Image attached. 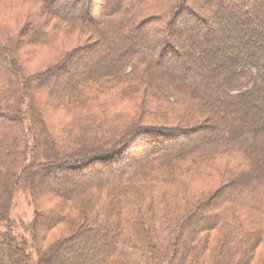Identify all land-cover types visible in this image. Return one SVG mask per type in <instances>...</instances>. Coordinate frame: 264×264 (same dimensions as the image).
I'll list each match as a JSON object with an SVG mask.
<instances>
[{
    "label": "trees",
    "instance_id": "16d2710c",
    "mask_svg": "<svg viewBox=\"0 0 264 264\" xmlns=\"http://www.w3.org/2000/svg\"><path fill=\"white\" fill-rule=\"evenodd\" d=\"M60 2L0 0L29 13L26 28L0 22V264H253L264 243V0H111L104 21L97 0H71V11ZM60 34L88 41L28 73L20 52ZM94 46L106 51L86 75L68 70ZM216 67L205 84L202 70ZM60 73L52 93L45 80ZM107 98L124 104L119 117L104 111ZM46 104L69 120L45 124ZM132 139L140 148L127 155ZM225 158L245 164L232 186L202 200L174 189ZM93 163L107 166L83 176ZM66 172L82 176L39 191ZM20 188L34 206L28 239L9 218Z\"/></svg>",
    "mask_w": 264,
    "mask_h": 264
},
{
    "label": "rangeland",
    "instance_id": "374dc122",
    "mask_svg": "<svg viewBox=\"0 0 264 264\" xmlns=\"http://www.w3.org/2000/svg\"><path fill=\"white\" fill-rule=\"evenodd\" d=\"M110 1L111 0H97L98 6L97 8H95L96 10L94 9V11L97 14V17L100 21H104L103 14L109 9L108 7L110 5ZM70 5H71V0H61V2L57 4L55 8L71 11L72 8L70 7ZM79 6H80V2L78 3V6L75 8V11L79 12ZM101 6H103L102 8L105 12L100 10L102 9L100 8ZM211 6L212 5H208L207 8L203 10V12L206 13L207 15H210L208 8H210ZM214 6L215 5H213V7ZM16 9H14L13 7V8H5L3 10H0V22H3L5 25H7L8 28L11 29H19L21 26L26 28L29 22V17H28L29 13L27 12L28 10L27 7H25V9L24 8L21 9V6H16ZM16 15H18V17ZM24 30L22 29V32H24ZM21 36H23V33ZM130 38H133V40L135 39V44H136L135 46L137 48L139 47L141 48V46H144L146 43L145 41L147 40L145 38H141L140 36L136 38V36L134 35H131ZM87 41L88 39H86L84 36L72 34L68 37L65 36V38H63V34H60L56 37V41H54L55 43H53L52 46H42L39 47L38 49H32V48L25 50L23 49L20 52L21 56H23L21 60L28 73H39L49 69L51 66H54L60 61H63L61 59L65 53H67L68 51L73 52L74 50L79 49ZM103 51L104 52L106 51L104 47L99 48L94 46L92 50L90 49L89 51L81 53L80 55L76 54L74 57H71V59L66 61L68 70L78 75H82V76L86 75L87 73L84 69L83 64L88 60L95 59ZM122 54L124 55L125 52H122ZM220 56L221 55H218V57ZM227 65L228 64H226V66ZM202 71H203L202 76H204V78L206 79L204 83L211 86L215 84L216 78L222 72V70L217 67L214 71H212L213 73H210L211 72L210 69L209 71L208 70H202ZM65 75H66L65 73H60L58 77L53 76V78L51 77L50 79L45 80V83L51 82L50 84L51 92L58 91L57 88L59 87V85L56 82H54L55 81L54 79H56L57 81L63 80ZM208 76L209 77L211 76V78H209ZM38 98H40L42 102L44 98L46 99L43 92L38 94ZM98 102H100V100ZM101 105L103 106L104 111H109L110 113L114 114L116 117H119L121 114L120 113L121 109H124L123 107L124 104L117 103L112 105V103L109 102L108 98L105 99V102L101 103ZM128 109L130 108L127 106L126 112ZM42 111H43L42 117L45 124L46 123L49 125L63 124L67 120H69V117L66 116L62 110L58 109L55 104H50V105L46 104L44 110ZM157 122L158 120L155 121V123ZM200 132L201 131H199L198 134ZM136 141H137L136 139H132L131 141H129V144L127 143L129 145V146L127 145L128 149L125 150L127 155L131 152L130 150L133 146H134L133 148H135L136 154L139 151L138 149L140 147L136 146L138 144L136 143ZM158 143L160 142H157V144ZM103 161L104 164L105 162H110L109 160L107 161L106 158H104ZM106 166L107 165H100V163L90 164L86 167V170L83 171V176L91 177L94 174H99V171H101ZM244 168H245V164L243 160L240 159L230 160L225 158L222 160H217L215 162H212L211 165L206 166V168H204L205 171L203 169L204 172L202 171L200 175L198 174L192 175L191 173L185 174L184 177L182 178V181L183 182L186 181V183L182 185L177 184L175 185L176 188L174 189L176 191L183 189L189 194H196V196L198 198H201L202 200L208 198L209 195L213 194L220 188L226 187L228 185L232 186L237 180L238 176L236 174L243 172ZM79 175H80L79 173L66 172V173L57 174L56 178L53 176H49L50 178L52 177L54 178L55 183L54 184L49 183L48 181L51 180H49L48 178L47 179L48 180L47 183H49L48 186L40 187L39 191L42 192V194L43 193L46 194V192L53 191L52 190L54 189L53 186L56 185L57 187L58 185L64 186L66 184L67 179L69 178L75 179ZM80 176H82V174ZM29 193L30 192L28 188L27 189L20 188L14 194V197L12 199V204L9 210V218L11 225L13 227V232L16 235L22 237L28 236L26 229L28 224L31 222L33 218V212H34V206L31 203ZM42 203L46 207H51L54 205V200L52 197H50V194L48 193L47 196L43 199ZM259 203L261 206H259L258 209L261 211V213L264 214V201H260ZM58 232L59 231L57 230H53L48 237V242L50 238L52 239L53 237L59 235ZM210 236L213 238V240L214 239L216 240L217 235L215 232H211ZM25 239H28V237ZM46 241L47 239L45 240V242ZM255 254L257 255L253 264H260L261 256H263L264 254V243L259 245L258 249L255 251Z\"/></svg>",
    "mask_w": 264,
    "mask_h": 264
},
{
    "label": "bare ground",
    "instance_id": "6f19581e",
    "mask_svg": "<svg viewBox=\"0 0 264 264\" xmlns=\"http://www.w3.org/2000/svg\"><path fill=\"white\" fill-rule=\"evenodd\" d=\"M73 3H75V2H73ZM210 39H211V38L207 37V38H206V42L208 43V42L210 41ZM185 48L188 49V46H185ZM188 50H189V52L191 53L190 49H188ZM190 53H189V55H190V59H191V58L193 57V55L190 54ZM74 169H75V168H74Z\"/></svg>",
    "mask_w": 264,
    "mask_h": 264
}]
</instances>
